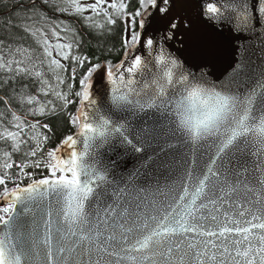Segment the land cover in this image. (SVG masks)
<instances>
[{
    "label": "snow or ice",
    "instance_id": "6c2138e0",
    "mask_svg": "<svg viewBox=\"0 0 264 264\" xmlns=\"http://www.w3.org/2000/svg\"><path fill=\"white\" fill-rule=\"evenodd\" d=\"M63 2L68 7L59 11L75 13L89 26L103 28L94 19L101 15L110 25L123 18L125 58L88 68L70 119L79 132L49 150L45 160L37 157L47 135L41 141L25 129L50 131L48 124L13 112L16 130L0 128V140L11 141L12 152L37 141L23 162L14 161L12 152L0 159V200L6 201L0 203V264H264V66L254 65L237 45L228 81L210 80V72L185 73L160 46L189 23L170 15L175 0H137L135 12L127 11L128 0ZM155 14L164 22L160 39L146 31ZM203 15L220 30L227 26L238 37L259 40L264 51V0H214ZM26 19L6 23L36 38L43 52L11 47L0 37V69L40 78L36 62L47 63L56 83L41 80L40 91L66 108L75 101L59 90L65 83L60 73L67 71L62 61L83 66L87 58L72 55L73 44L61 42L67 29L60 24L51 28L53 43ZM137 21L144 31L136 30ZM149 50L156 53L151 62L144 55ZM96 72L112 85L107 111L101 107L108 94L98 106L91 93ZM36 100L27 97L29 104ZM65 147L71 151L62 155ZM32 167L48 174L7 186L30 177L26 169ZM13 168L19 170L15 175Z\"/></svg>",
    "mask_w": 264,
    "mask_h": 264
},
{
    "label": "trees",
    "instance_id": "16d2710c",
    "mask_svg": "<svg viewBox=\"0 0 264 264\" xmlns=\"http://www.w3.org/2000/svg\"><path fill=\"white\" fill-rule=\"evenodd\" d=\"M20 4L21 7L15 12L14 5ZM35 5L32 7V5ZM128 12H135L137 0H128ZM64 7H68L63 0H0V37L4 38V43L11 47H16L23 44L33 51L34 55H39L43 52L40 43L36 38L23 32H18L10 26L6 21L13 20L15 17L25 18L24 22L31 24L34 29L39 28L48 33V39L54 41L51 36V28L56 24L70 30L61 32V35L66 37L62 43H72V55L87 58V62L80 66L78 63H73L71 60L63 61L67 65V71H61L65 83L60 86V91L66 93L68 98L75 101L69 104L66 108L63 107V101L57 99L49 93L44 95L40 91L41 80L50 81L51 84L56 83L55 73L51 71L48 64L40 65L36 62V67L33 71L41 72V77L35 75H14L13 73L0 69V128H11L15 123L12 113L15 112L20 117H25L30 123L37 120L40 124H48L51 129H43L38 127L42 132L36 131L39 139L43 135H47L46 147L50 150L56 148L61 141L67 136L73 135L78 129L77 126L70 123L71 116L76 114L79 105V98L75 96V92L81 90L79 80L87 72L88 68L95 63L102 65H117L125 55L123 48V38L126 35L125 21L123 18H117V23L110 25L105 23V18L101 15L94 17L99 23H103V28L89 26V22L75 13L59 11ZM88 15V13H85ZM20 23L19 20L16 21ZM138 21L136 30H138ZM9 49L4 48L7 53ZM55 56V51L53 52ZM8 58V57H6ZM19 59V57H17ZM75 69V80L72 77V69ZM71 85V87H69ZM28 96H35L37 99L52 101V105L47 103L46 110L43 113L34 110L35 105L27 102ZM55 105V111H49ZM38 114H43L39 116ZM35 134V135H36ZM0 140V159H3L4 152H12L11 142ZM36 140H32L29 144L21 146L18 152H12V159L16 162H23L27 158L26 153L31 147H35ZM19 170L13 168L12 174ZM12 188L11 186H8ZM3 192V188L0 189ZM0 192V193H2Z\"/></svg>",
    "mask_w": 264,
    "mask_h": 264
},
{
    "label": "water",
    "instance_id": "95a60500",
    "mask_svg": "<svg viewBox=\"0 0 264 264\" xmlns=\"http://www.w3.org/2000/svg\"><path fill=\"white\" fill-rule=\"evenodd\" d=\"M208 2H214V0H175L170 15L183 17L189 23L187 27L182 26L177 31L176 38L169 40L167 44L161 40L160 46L181 63L185 73L191 72L199 77L202 72H210L213 74L208 77L210 80L219 77L221 82H226L231 78V66H234L237 59V45H240V53L251 60L254 65L264 66V51H262L259 40L238 37L227 26L220 30L217 24L204 18L203 9ZM138 31L144 30L139 29ZM146 31L149 36H155L157 39L162 37L164 22L159 14H155L149 19ZM144 55L151 62L154 61L156 53L149 50ZM199 65H206V67L199 68L197 67ZM96 75L91 80V93L97 99L98 106L101 97L108 94L105 106L101 107V111H107V105L111 104L110 89L112 85L107 77H101V73ZM78 132L79 129L74 134ZM80 149L81 146L78 145L77 150ZM69 151L71 150L65 147L61 154L67 155ZM99 151L104 152V148ZM161 183H163V179Z\"/></svg>",
    "mask_w": 264,
    "mask_h": 264
},
{
    "label": "rangeland",
    "instance_id": "374dc122",
    "mask_svg": "<svg viewBox=\"0 0 264 264\" xmlns=\"http://www.w3.org/2000/svg\"><path fill=\"white\" fill-rule=\"evenodd\" d=\"M91 2H93V0H81V3H91ZM63 62V61H62ZM99 72H96L93 76H95L96 74H98ZM93 76L91 77V79L93 78ZM55 78H56V74H55V76H54ZM48 83L49 84H51L50 83V81H48ZM44 87V86H43ZM36 103H32L33 105H35V107H34V110L36 111V112H40V111H38V109L41 107V106H44L45 107V110H46V107H47V102H46V100H43V99H41V98H39V99H37L36 101H35ZM41 113V112H40ZM39 116H42L43 114H38ZM23 119V118H22ZM24 120H26V118L24 117ZM10 130H12V131H15L14 129H10ZM25 131H26V129H25ZM31 136H32V134H30ZM5 141V140H4ZM4 141H1V142H4ZM44 154V153H43Z\"/></svg>",
    "mask_w": 264,
    "mask_h": 264
},
{
    "label": "built area",
    "instance_id": "2783aa9c",
    "mask_svg": "<svg viewBox=\"0 0 264 264\" xmlns=\"http://www.w3.org/2000/svg\"><path fill=\"white\" fill-rule=\"evenodd\" d=\"M24 179L25 180H31V177H24ZM20 180L19 179H17L16 181H12V182H14V183H18Z\"/></svg>",
    "mask_w": 264,
    "mask_h": 264
}]
</instances>
